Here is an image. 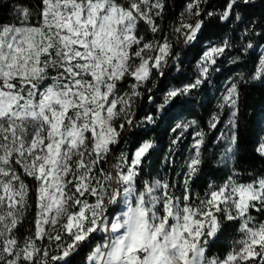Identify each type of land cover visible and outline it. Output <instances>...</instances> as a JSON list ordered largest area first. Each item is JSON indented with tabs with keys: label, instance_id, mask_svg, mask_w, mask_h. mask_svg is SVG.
Returning a JSON list of instances; mask_svg holds the SVG:
<instances>
[{
	"label": "snow or ice",
	"instance_id": "6c2138e0",
	"mask_svg": "<svg viewBox=\"0 0 264 264\" xmlns=\"http://www.w3.org/2000/svg\"><path fill=\"white\" fill-rule=\"evenodd\" d=\"M207 4L184 0L168 33V0H35L34 9L18 6L13 22H0V264H72L97 237L86 264H264V219H257L264 216V178L239 182L233 170L194 198L208 133L196 119L172 126L182 115L178 101L212 83L221 57L264 42V17L248 13L255 0H222L213 11ZM213 20L238 47L229 38L209 41L194 77L146 88L153 75L165 77L170 59L181 71L173 41L183 38L195 50ZM259 63L264 72V51ZM238 85L225 82L219 111L207 121L216 130L228 111L227 131L217 137L228 144L226 159L239 145ZM137 98L148 104L139 119ZM161 124L170 127L171 168L175 150L187 148L174 182L145 181L138 191L155 147L148 139L133 141L114 170L105 169L125 134ZM256 151L264 156V137ZM30 211L32 230L21 243L16 231ZM228 222H238L240 238L223 258L209 259L210 242Z\"/></svg>",
	"mask_w": 264,
	"mask_h": 264
},
{
	"label": "trees",
	"instance_id": "16d2710c",
	"mask_svg": "<svg viewBox=\"0 0 264 264\" xmlns=\"http://www.w3.org/2000/svg\"><path fill=\"white\" fill-rule=\"evenodd\" d=\"M183 2L184 0H168L170 11L164 21L165 33L171 31V25L179 23L177 17L182 11ZM221 2L222 0H211L206 7L209 11L217 10L215 6ZM18 6L34 9L35 0H0V22H13L14 13ZM248 13L256 21L264 17V0H255V7L248 9ZM228 27L232 26L229 25ZM256 31H260V28L258 27ZM205 33L206 37L202 38L201 43L196 46L195 50L190 45L185 46L183 41L177 47L175 46V53H179V58L182 62L181 71L177 72L176 66L172 61L165 69V77L159 78L153 75L146 88H151L153 82L156 83L157 89L165 88L166 86L170 87L194 77L195 65L199 59L198 53L207 46L209 41L216 43L223 38H229L238 47V42L232 39V33L218 27L215 20L205 29ZM148 35L151 36V33ZM252 39L255 43L257 38L253 37ZM262 45H264V42L259 43L254 49L249 50L248 53H238L233 49L218 61L220 72L213 74L211 84H205L200 90L193 91L191 97L185 98L188 101L187 103L178 101L180 107L176 108L175 111L182 112V115L177 120L172 121V126L181 119H196L205 132L208 133L205 146L203 147V158L205 161L203 173L192 188L194 198L196 194L201 196L204 194L207 190L208 182L222 184L232 174L233 170L238 173L235 178L239 182L247 183L264 177V156H261L256 151L264 127V81L254 77L259 60V47ZM194 55L195 58H193ZM236 55H241V60L235 64L230 63V59ZM241 76H243V80H241ZM229 78H232L234 82L239 81L238 123L240 128L238 148L235 149L231 158L226 159L225 152L228 144L223 139L218 140L217 137L220 136L221 132L227 131L225 125L227 124L229 113L225 110L221 123L216 130L210 131L207 127V121L213 112L219 111L216 107V101ZM141 91L145 92V95L147 94L145 89H141ZM160 95V93H157V103L160 102ZM136 110L138 112L137 119H139L144 111L148 110L147 101L137 98ZM144 139L151 140L155 147L144 161L142 174L137 178L138 191L144 188L145 181L150 183L155 178L161 179L163 182H174L177 179L176 173L180 170V165L183 163V157L187 155V148L182 146L180 149L175 150L174 155L177 163L175 168H171L166 161L170 145V127L168 124H161L159 127H154L152 131L147 132L140 128L134 129L131 133L125 134L124 141L119 146H115L116 149L112 154L118 155L120 151H127L133 146V141L138 143ZM112 159L109 156L108 162L104 165L106 170H109V163ZM252 214L257 215L255 212H252ZM257 219H264V216L257 215ZM33 220L34 212L30 211L26 219L18 226L16 235L21 243L24 236L32 230ZM238 227V222L226 223L214 241L210 242L206 253L207 257L223 258L231 250L232 243L240 238ZM98 241H100L99 237L83 247L79 254L72 258V264H86L88 253Z\"/></svg>",
	"mask_w": 264,
	"mask_h": 264
},
{
	"label": "rangeland",
	"instance_id": "374dc122",
	"mask_svg": "<svg viewBox=\"0 0 264 264\" xmlns=\"http://www.w3.org/2000/svg\"><path fill=\"white\" fill-rule=\"evenodd\" d=\"M211 0H208V3L210 2ZM150 36V35H149ZM183 41V38H181L180 39V42L179 43H176L175 41H173V52L175 53V46L177 47L178 46V44H180L181 42ZM214 43V42H213ZM262 51H264V45H262V46H260L259 47V60H258V64H257V68H256V72H255V75H254V77L256 78L257 77V74L258 73H260V78H259V80H261V81H264V72H261V68H260V63H259V61H260V55H261V52ZM172 62V60L170 59L169 60V64ZM257 79V78H256ZM224 90V86H223V88H222V91ZM261 137H264V127H263V133H262V136ZM260 143H261V139H260ZM260 143H259V145H260ZM259 145H258V147H259ZM116 149V147L114 148V150ZM119 156V154L118 155H115V154H112V155H110V158H113L111 161H110V163H109V170H114L113 169V165L116 163V160H117V157ZM235 178V177H234ZM260 178H264V177H260ZM260 178H257L256 180H258V179H260ZM158 178H155V179H153L152 180V182H150V183H154L156 180H157ZM236 179V178H235ZM160 181H161V183H164L161 179H159ZM144 184H145V182H144ZM144 189V188H143ZM142 189V190H143ZM142 190H139V191H142ZM122 207V206H121ZM115 211H116V209H115V207H113V214H115ZM47 241H45V243H46ZM98 242H100V241H98ZM97 242V243H98ZM39 243V242H38ZM94 246H95V244H94ZM94 246H93V248H94ZM92 250V249H91ZM91 252V251H90ZM90 252L88 253V255L90 254ZM211 258H214V257H210L209 259H211Z\"/></svg>",
	"mask_w": 264,
	"mask_h": 264
}]
</instances>
